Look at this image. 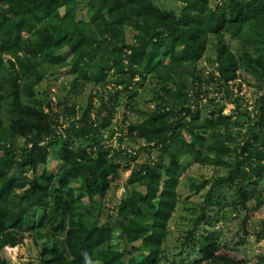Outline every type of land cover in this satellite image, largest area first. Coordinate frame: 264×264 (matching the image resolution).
<instances>
[{"label":"trees","instance_id":"16d2710c","mask_svg":"<svg viewBox=\"0 0 264 264\" xmlns=\"http://www.w3.org/2000/svg\"><path fill=\"white\" fill-rule=\"evenodd\" d=\"M87 1V18H78V0H0V250L19 245L29 232L43 264H170L163 245L181 199L180 177L193 164H214L225 173L214 180L190 178L191 191L209 188L185 238L187 255L179 261L248 264L217 230L194 232L223 200L238 208V219L244 213L241 225H246L255 196L251 184L264 174V95L245 133L233 129L239 121L223 114L224 104L205 116L200 104L211 92L204 85L214 83L216 93L248 115L229 82L240 68L264 79V0H220L214 6L213 0H179L180 12L153 0ZM128 28L134 31L131 42ZM226 35L241 40L239 52ZM211 36L216 67L203 77L196 67ZM87 58L93 69L82 65ZM61 70L76 74L72 88L80 77L109 79L133 96V84H145L148 74L157 77L154 110L140 121L124 120L147 144L130 154L103 143L101 130L111 126L118 111L114 95L100 96L97 126L85 118L82 126L61 130L52 105L39 97V85ZM66 109L76 113L75 104ZM148 150H157L159 158L137 162ZM117 156L134 163L117 223L100 222L98 198L118 173ZM238 177L249 182L238 188L237 201L229 200L221 190ZM260 227L254 231L258 240L264 238V220ZM250 231L244 227L243 235H232L243 244ZM0 264H6L1 256ZM251 264H264V254Z\"/></svg>","mask_w":264,"mask_h":264},{"label":"rangeland","instance_id":"374dc122","mask_svg":"<svg viewBox=\"0 0 264 264\" xmlns=\"http://www.w3.org/2000/svg\"><path fill=\"white\" fill-rule=\"evenodd\" d=\"M161 8L175 9L178 12L183 8V4L179 0H153ZM220 0H213L212 5ZM79 10H77L78 18H87L88 16V1L78 0ZM91 13H89L90 15ZM87 29H91V25H86ZM134 31L130 28L127 29L126 37L127 41L131 42L133 39ZM229 46L232 50L239 52L238 47L241 48L242 42L238 38H233L229 35L225 36ZM216 46L215 36L210 37V43L208 53L204 58L199 61L197 69L202 72L203 77H207L210 72L215 71L216 65L211 60L216 58ZM261 54L264 55V52ZM101 57H97L95 61H99ZM82 65L87 70L93 69L92 61L87 58L82 61ZM56 77L47 76L45 80L39 85V97L44 99L47 103H50L53 107V111L57 113L60 129L65 130L72 124L77 127L82 126L85 122V118L92 122L94 126H97L98 111L101 108L100 96L114 95L119 100L118 111L113 118L111 126L101 130V137L103 143L118 151H127V153L135 154L141 146L146 145V141L138 136L135 131H130L128 128V122L124 124L125 118L127 121H140L145 117V113H149L154 110L157 101H154V91L160 87L158 78L152 74H148L145 80V84L135 83L132 85V90L135 89L136 95L133 96V92L129 90H123L121 86H114L111 81L97 82L94 80H86L80 77L75 88H72L71 83L76 74L65 73L60 71ZM3 76H7L2 73ZM112 75V71H109ZM115 78V77H114ZM140 77H136V81L140 80ZM1 85L4 83L0 80ZM208 87L211 92L208 95L203 96V102L201 101V110L203 116L209 112L214 111L218 104H224L223 114H234L233 119L239 121V125L233 126L235 131L241 130V133H245L249 127L248 117L255 119L259 113V101L260 96L264 95V79L254 77L248 74L244 68H240L238 71V77L229 82L230 88L233 90L234 97H240L244 100L240 110L248 112V115L243 116L235 109V105L229 101H226L224 93H216V86L214 83L204 85ZM41 92L44 94L42 95ZM215 98V99H214ZM214 99V100H213ZM213 100V101H212ZM212 101V102H211ZM75 104L76 113L71 114L67 111L66 107H70ZM91 105V106H90ZM65 108V110L63 109ZM90 110L87 111V108ZM47 110V109H46ZM105 113V112H104ZM7 140V139H6ZM19 145L22 143L19 141ZM159 152L157 150L142 151L137 157V162H153L159 158ZM131 159H126L121 156H117L114 159V164L118 166V173L111 182L106 192L98 198L97 205L100 206L101 215L99 216L100 222H110L116 224L118 221L117 206L122 201L125 191L127 179L129 177L131 166L133 165ZM52 165L56 163L51 162ZM225 170L221 167H217L214 164L200 165L193 164L186 169L180 179L179 191L182 194L176 210L173 213L169 224L168 233L164 242L163 256L164 261L172 264L174 261L176 264H182L179 261L182 257H185L188 252V246L184 244L188 231L194 226V219L198 212L200 213V207L204 205L205 194L208 191V186L199 193L193 192L190 189V178L195 180H201L203 178L214 180L217 175H223ZM32 174V172H29ZM249 182V178L242 180L240 177L236 178L231 185L226 186L221 192L226 191V195L229 200L237 201L238 188L246 187ZM255 188V196L249 201L250 211L248 213V219L246 225H241L244 213L241 218L238 219L239 211L235 206L227 205L226 200H223L220 206H215L214 209H209L205 219L200 222L197 230L194 232L196 235L200 233L206 234L217 230V233L221 239L226 238L233 245V248L243 254L248 259V264L255 262L260 255L264 254V238L257 239L254 231L261 229L260 223L264 220V174L262 179L256 184H251ZM219 191L215 193L216 199ZM257 202V204H256ZM242 212H244L242 210ZM206 220H210L212 224H207ZM248 227L251 229L250 234L243 244H237L238 238H234L232 234L239 233L243 235V228ZM118 242V241H116ZM0 256L6 260V264H43L40 257L39 250L37 249L36 242L29 232L24 233L23 241L15 246H6L0 250Z\"/></svg>","mask_w":264,"mask_h":264}]
</instances>
